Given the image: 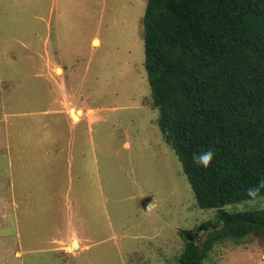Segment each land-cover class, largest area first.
Wrapping results in <instances>:
<instances>
[{
    "label": "rangeland",
    "instance_id": "1",
    "mask_svg": "<svg viewBox=\"0 0 264 264\" xmlns=\"http://www.w3.org/2000/svg\"><path fill=\"white\" fill-rule=\"evenodd\" d=\"M146 4L0 0V188L32 200L19 206L20 237L16 212H0V264H170L182 234L201 246L214 230L217 210L198 207L158 127ZM33 174H54L70 204L42 199ZM201 264H264V238L226 239Z\"/></svg>",
    "mask_w": 264,
    "mask_h": 264
},
{
    "label": "trees",
    "instance_id": "2",
    "mask_svg": "<svg viewBox=\"0 0 264 264\" xmlns=\"http://www.w3.org/2000/svg\"><path fill=\"white\" fill-rule=\"evenodd\" d=\"M145 68L158 127L196 203L217 210L212 232L170 264H201L213 245L264 238V209L248 189L264 180V0H147ZM213 149L207 170L192 154ZM250 209L226 213L227 205Z\"/></svg>",
    "mask_w": 264,
    "mask_h": 264
},
{
    "label": "crops",
    "instance_id": "3",
    "mask_svg": "<svg viewBox=\"0 0 264 264\" xmlns=\"http://www.w3.org/2000/svg\"><path fill=\"white\" fill-rule=\"evenodd\" d=\"M9 147V145H8ZM8 163V166H10L12 164V161L11 159L7 160L6 164ZM48 163V162H46ZM50 168V166H49ZM41 180L39 181L38 178H37V175L36 174H33L32 178H31V182L32 184L36 187V189H43L47 194L50 193L51 196H47V194L45 195H42V199L43 198H49L52 202L54 201L53 199H55L57 196H60L62 195V198L64 199L63 200V203L67 202V204H70V195L69 193H67V191H69V189L66 191H63L62 189H60L61 187L57 186L56 184V181H55V175L53 174L52 176H50V174H44L41 176ZM65 178V177H64ZM6 180V178H4ZM69 179V178H68ZM7 180H10L11 182V179L10 177L8 176L7 177ZM39 181V182H38ZM23 185H25V180H23ZM65 186V185H64ZM58 188V190H57ZM5 191V192H4ZM31 193V192H30ZM0 196H4V198H2L0 200V212H10V207H11V211H15L16 212V234H18V237L21 236V233H19V227L22 225V223L20 221H22V217H19L18 214L19 213H25L26 210H21L19 211V206L22 204V205H26V204H32V200L29 201V199H26L24 198L23 196H20L18 197L11 189V186L8 187L7 184H6V187H1L0 188ZM27 201H26V200ZM36 199V198H35ZM34 200V199H33ZM39 210V209H37ZM36 213V212H35ZM38 214H42V218L44 217L45 213L44 211L42 210H39L37 211ZM53 215H55L56 213L55 212H52ZM34 221L36 219L32 218ZM51 219V218H50ZM12 220V219H11ZM20 220V221H19ZM66 221L64 220L63 221V224L65 223ZM52 223H53V219H52ZM36 224H39V221H37ZM46 229L47 228H50V225H46L45 226ZM1 233V232H0ZM50 240H54L52 238H50ZM50 243H52L51 241H49ZM19 244L22 245L24 244L21 240L19 241Z\"/></svg>",
    "mask_w": 264,
    "mask_h": 264
},
{
    "label": "clouds",
    "instance_id": "4",
    "mask_svg": "<svg viewBox=\"0 0 264 264\" xmlns=\"http://www.w3.org/2000/svg\"><path fill=\"white\" fill-rule=\"evenodd\" d=\"M214 157V150L209 148L207 150L194 152L192 154V161L197 167H202L203 169L207 170L209 167H211ZM261 188H264V180H261L258 186L248 189V196L250 197L249 203L255 201L258 194L260 193Z\"/></svg>",
    "mask_w": 264,
    "mask_h": 264
},
{
    "label": "bare ground",
    "instance_id": "5",
    "mask_svg": "<svg viewBox=\"0 0 264 264\" xmlns=\"http://www.w3.org/2000/svg\"><path fill=\"white\" fill-rule=\"evenodd\" d=\"M94 43H96V42H94ZM58 72H60V70L58 69L57 70ZM74 117H75V115H74ZM77 244H76V242L74 243V247L76 246Z\"/></svg>",
    "mask_w": 264,
    "mask_h": 264
},
{
    "label": "water",
    "instance_id": "6",
    "mask_svg": "<svg viewBox=\"0 0 264 264\" xmlns=\"http://www.w3.org/2000/svg\"><path fill=\"white\" fill-rule=\"evenodd\" d=\"M74 243H75V241L73 242V246H74Z\"/></svg>",
    "mask_w": 264,
    "mask_h": 264
}]
</instances>
